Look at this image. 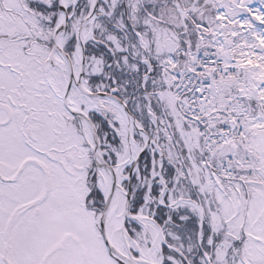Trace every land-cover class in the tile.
<instances>
[{"label":"snow or ice","instance_id":"1","mask_svg":"<svg viewBox=\"0 0 264 264\" xmlns=\"http://www.w3.org/2000/svg\"><path fill=\"white\" fill-rule=\"evenodd\" d=\"M0 264H264V0H0Z\"/></svg>","mask_w":264,"mask_h":264}]
</instances>
